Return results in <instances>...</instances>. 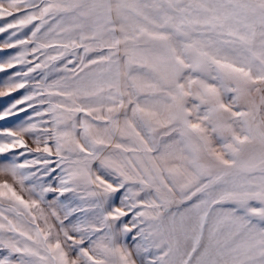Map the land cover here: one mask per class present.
I'll return each mask as SVG.
<instances>
[{
  "label": "snow or ice",
  "instance_id": "snow-or-ice-1",
  "mask_svg": "<svg viewBox=\"0 0 264 264\" xmlns=\"http://www.w3.org/2000/svg\"><path fill=\"white\" fill-rule=\"evenodd\" d=\"M0 264H264V0H0Z\"/></svg>",
  "mask_w": 264,
  "mask_h": 264
}]
</instances>
